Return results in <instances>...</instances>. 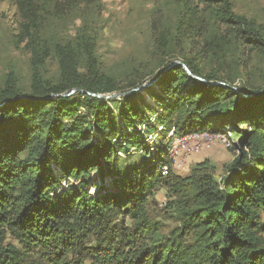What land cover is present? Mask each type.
Here are the masks:
<instances>
[{"label":"trees","instance_id":"obj_1","mask_svg":"<svg viewBox=\"0 0 264 264\" xmlns=\"http://www.w3.org/2000/svg\"><path fill=\"white\" fill-rule=\"evenodd\" d=\"M184 1L191 15L213 23L203 52L225 44L264 55V26L234 13L229 0ZM51 3L19 2L30 92L18 90L12 73L0 86V264H264V86L183 59L203 81L169 60L152 76L157 89H145L153 106L137 92L95 98L89 94L122 89L98 71L83 30L65 43L42 42L41 30L60 17ZM77 8L70 2L68 12ZM51 56L59 75L46 81L40 68ZM145 82L128 84L129 91ZM170 131L229 135L234 158L220 175L205 161L196 180L185 179L194 183L193 198L169 204L179 226L165 237L147 204L173 161L168 143L153 148L145 140ZM131 151L143 160L123 167L122 154Z\"/></svg>","mask_w":264,"mask_h":264},{"label":"rangeland","instance_id":"obj_2","mask_svg":"<svg viewBox=\"0 0 264 264\" xmlns=\"http://www.w3.org/2000/svg\"><path fill=\"white\" fill-rule=\"evenodd\" d=\"M229 1L234 13L264 26V0ZM19 2L20 0H0V86L4 84L7 75L12 73L18 90L28 93L32 74L31 53L27 42L20 41L23 16ZM70 2L76 3L79 14L68 12ZM184 2L52 0L50 9L56 7L60 17L51 19L41 30L42 42H49L51 45L65 43L83 30L93 42L98 71L111 77L126 92L129 91L128 84L140 79L145 83L155 80L152 76L167 61L181 62L183 59L197 62L205 71L214 70L219 75L238 78L237 82L245 78L255 86H264V55H246V52L241 53L242 47L225 44L215 46V54L203 52L202 42L212 39L214 35L213 23L201 12L197 16L191 15L184 7ZM88 60L86 56L80 58L81 71H86ZM243 63L246 72L242 69ZM40 74L46 81L57 79L58 64L53 56L46 59L44 66L40 68ZM156 81L150 88L157 89ZM122 91L117 93H123ZM137 93L153 106L145 89ZM153 120L152 118L151 121ZM212 135L214 138L208 148L177 156L176 165L163 178L164 183L154 188L148 200L149 215L165 237L179 226L178 216L169 208V204L174 200L193 198L194 183L185 182V179L196 180L201 171L197 170L198 165L205 161L220 175L234 158L229 136L224 135L230 143V147H226V143L217 138V135ZM175 137L177 136H173L170 131L161 136L149 135L145 142L154 148L161 141L168 143L170 148ZM143 157V153L131 151L127 157L122 154L120 163L122 166L125 163L126 167H132L140 164ZM64 183L65 181L62 185ZM261 222L264 224V212L261 214Z\"/></svg>","mask_w":264,"mask_h":264},{"label":"built area","instance_id":"obj_3","mask_svg":"<svg viewBox=\"0 0 264 264\" xmlns=\"http://www.w3.org/2000/svg\"><path fill=\"white\" fill-rule=\"evenodd\" d=\"M216 137L226 143V147H230V143L227 138H224V135H217ZM213 138L214 135L208 132H194L181 137H175L168 150V156L172 159L173 166L176 165V159L179 154L198 152L202 149L208 148L212 143ZM167 171L168 167L163 166L160 170V174L166 175Z\"/></svg>","mask_w":264,"mask_h":264},{"label":"water","instance_id":"obj_4","mask_svg":"<svg viewBox=\"0 0 264 264\" xmlns=\"http://www.w3.org/2000/svg\"><path fill=\"white\" fill-rule=\"evenodd\" d=\"M173 64H180V65L184 68V70L187 72V74H188L191 78H194V79H198V80L203 81L202 79H200V78H198V77L192 75L191 72L186 68V66H185L182 62H174ZM157 79H158V77L155 78V80H157ZM155 80H153V81H151V82H149V83H145V84H143V85H141V86H139V87H137V88H135V89H132V90H130V91H127V92H125V93H115V94H110V95H106V96H104V95H99V94H97V95L89 94V93H88V94H89V95H92L93 97L98 98V99H104V100L115 99V98H119V97H121V96H125V95H127V94H131V93L139 92V91H141V90H143V89H146V88L150 87V86L152 85V83H153ZM213 84H215V85H222V86H225V84L217 83V82H216V83H213ZM230 88H232V89H234L235 91H237V92L241 95V97H243V98H248V97H249L248 95L242 94L241 92H239V91H238L236 88H234V87H230ZM74 92H75V90H71L68 94H65V95H62V96H69V95L73 94ZM79 92H81V91H79ZM24 98H27V97H24V96L21 97V99H24Z\"/></svg>","mask_w":264,"mask_h":264}]
</instances>
